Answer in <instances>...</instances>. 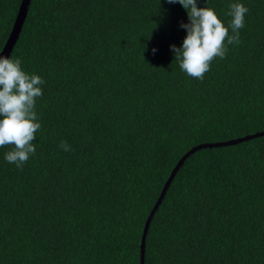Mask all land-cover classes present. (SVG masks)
Segmentation results:
<instances>
[{
    "label": "trees",
    "instance_id": "obj_1",
    "mask_svg": "<svg viewBox=\"0 0 264 264\" xmlns=\"http://www.w3.org/2000/svg\"><path fill=\"white\" fill-rule=\"evenodd\" d=\"M21 1L0 0V53ZM232 3L240 42L200 80L170 47L179 3L31 0L5 57L43 79L41 128L19 168L0 147V264H141L152 212L143 264H264V0L197 7L228 27Z\"/></svg>",
    "mask_w": 264,
    "mask_h": 264
},
{
    "label": "clouds",
    "instance_id": "obj_2",
    "mask_svg": "<svg viewBox=\"0 0 264 264\" xmlns=\"http://www.w3.org/2000/svg\"><path fill=\"white\" fill-rule=\"evenodd\" d=\"M179 3L187 11L189 23H181L187 35L182 46L171 45L175 60L188 76L203 80L214 58H225L228 44L240 42L239 30L244 27L245 14L249 11L241 3L229 5L231 17L228 27L218 18L214 9L198 8L197 0H167ZM229 28L232 35H229ZM155 53L156 49L152 50ZM39 75L22 70L21 61L0 55V147L12 145L5 154L8 163L19 168L34 154L36 133L41 128L35 109L36 99L43 95ZM64 151H70L66 141L60 142Z\"/></svg>",
    "mask_w": 264,
    "mask_h": 264
},
{
    "label": "water",
    "instance_id": "obj_3",
    "mask_svg": "<svg viewBox=\"0 0 264 264\" xmlns=\"http://www.w3.org/2000/svg\"><path fill=\"white\" fill-rule=\"evenodd\" d=\"M30 3H31V0H22L21 1V5H20L19 11L17 13L16 20H15V22L13 24L12 31H11V33H10L6 43H5V46H4L3 50L1 51L0 55L6 56V55L9 54L10 50L12 49V47H13L16 39H17V36H18V34H19V32H20V30L22 28V24H23V22H24V20L26 18ZM260 134L264 135V132L259 133L258 135H260ZM253 136H255V135H250L247 138H252ZM238 141H240V140L232 141V143L238 142ZM225 144H228V143H225ZM219 145H221V144H219ZM204 146H214V144H208V145H204ZM193 150H195V148ZM188 154H189V152L179 162V165L183 162L184 158ZM178 166L172 171V176L174 175V173L177 170ZM153 211H154V209H153ZM152 213L149 215L148 219L145 222V226H144V229H143V235H142V238H141V244H140V262H141V264H143V261H144L145 235H146V232H147L149 220H150V218L152 216Z\"/></svg>",
    "mask_w": 264,
    "mask_h": 264
}]
</instances>
